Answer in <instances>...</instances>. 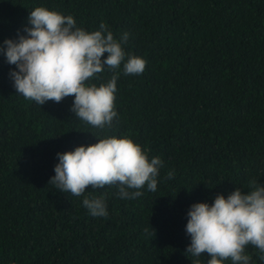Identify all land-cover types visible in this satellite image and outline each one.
<instances>
[{
	"label": "trees",
	"instance_id": "1",
	"mask_svg": "<svg viewBox=\"0 0 264 264\" xmlns=\"http://www.w3.org/2000/svg\"><path fill=\"white\" fill-rule=\"evenodd\" d=\"M37 6L86 31L104 22L118 40L128 32L125 60L147 63L139 75H124L122 62L89 81L118 74L117 117L101 130L75 117L72 96L38 105L16 93L0 51V264H207L186 252L190 206L247 193L253 178L264 185V0H0V47L26 35ZM106 136L161 158L155 192L121 199L105 186L76 197L48 183L57 153ZM84 196H104L107 218ZM246 252L264 264L258 249Z\"/></svg>",
	"mask_w": 264,
	"mask_h": 264
},
{
	"label": "clouds",
	"instance_id": "2",
	"mask_svg": "<svg viewBox=\"0 0 264 264\" xmlns=\"http://www.w3.org/2000/svg\"><path fill=\"white\" fill-rule=\"evenodd\" d=\"M30 27L17 40L5 39L0 47L10 65V78L16 93L25 100L42 105L60 103L72 96L71 111L93 128L112 127L117 117L115 108L118 74L99 86L89 83L105 67L118 70L123 62L124 75L142 74L146 60L127 54L123 45L129 40L124 32L118 39L104 22L99 30L86 31L76 26L72 15L37 6L28 16ZM107 54L105 57L104 54ZM146 149L128 137L106 136L94 144L79 145L72 151L57 153L55 175L48 183L72 196H83L86 189L116 186L121 199L143 195L141 189L157 190L163 162L159 156L149 159ZM174 170L166 179L174 177ZM242 193L235 188L227 198L217 194L211 204L193 203L187 213L186 234L190 244L186 252L193 257L207 254V264H251L248 246L258 249L264 261V185L255 178ZM83 206L93 217L107 218L104 196H84ZM147 231V229H146ZM191 264H201L199 259Z\"/></svg>",
	"mask_w": 264,
	"mask_h": 264
}]
</instances>
